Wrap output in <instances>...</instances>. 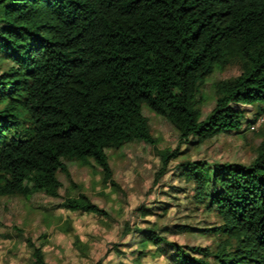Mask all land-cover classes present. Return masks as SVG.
I'll return each instance as SVG.
<instances>
[{"label":"trees","instance_id":"obj_1","mask_svg":"<svg viewBox=\"0 0 264 264\" xmlns=\"http://www.w3.org/2000/svg\"><path fill=\"white\" fill-rule=\"evenodd\" d=\"M0 53L12 63L0 73V197H58V173L70 177L65 159L93 160L104 184L117 186L107 149L158 144L144 104L179 129L180 144L264 115V0H0ZM234 61L242 73L215 84V107L202 119V85ZM237 105L255 106L254 118ZM180 153L160 152L155 182ZM179 166L222 220L207 232L225 239L214 251L189 247L197 255L154 228L147 241L172 245L177 264H264V141L248 165ZM62 206L106 214L84 193ZM27 242L33 264H48Z\"/></svg>","mask_w":264,"mask_h":264},{"label":"rangeland","instance_id":"obj_2","mask_svg":"<svg viewBox=\"0 0 264 264\" xmlns=\"http://www.w3.org/2000/svg\"><path fill=\"white\" fill-rule=\"evenodd\" d=\"M11 65L0 53V73ZM241 73L240 63L234 61L207 77L198 95L203 101L202 119L215 107V84ZM237 106L246 110L248 120L257 112L253 105ZM143 113L158 144L133 140L107 149L117 186L104 184L102 169L93 160L84 164L65 159L70 177L58 173L62 183L58 197L42 191L29 198L0 197V264H33L28 237L43 249L48 264H177V251L172 245L147 241L146 235L153 228L190 254L197 255L189 249L193 246L216 250L225 236L207 230L222 220L205 201L197 200L195 182L182 175L180 162L250 164L264 141V115L253 124L245 120L238 132H225L195 145L193 141L180 144L179 129L146 104ZM178 147L179 158L171 160L155 182L162 165L160 152ZM79 193L89 196L106 214L71 211L62 206L66 196Z\"/></svg>","mask_w":264,"mask_h":264}]
</instances>
